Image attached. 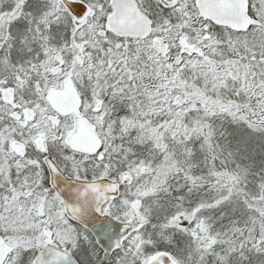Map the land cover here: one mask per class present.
<instances>
[{"label":"snow or ice","instance_id":"obj_1","mask_svg":"<svg viewBox=\"0 0 264 264\" xmlns=\"http://www.w3.org/2000/svg\"><path fill=\"white\" fill-rule=\"evenodd\" d=\"M0 264H264V0H0Z\"/></svg>","mask_w":264,"mask_h":264}]
</instances>
